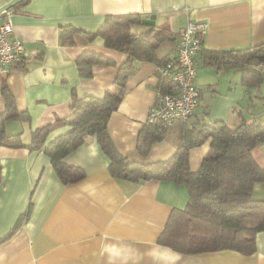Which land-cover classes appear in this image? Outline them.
I'll use <instances>...</instances> for the list:
<instances>
[{"label": "crops", "instance_id": "crops-1", "mask_svg": "<svg viewBox=\"0 0 264 264\" xmlns=\"http://www.w3.org/2000/svg\"><path fill=\"white\" fill-rule=\"evenodd\" d=\"M13 1L0 0V9ZM11 9L14 36L23 43L24 54L8 74L0 75V83L8 86L17 112L30 117L27 123L5 125L6 134L19 135L24 145L43 127H50L45 146L67 133L69 128L58 120L69 114L73 95L101 97L113 87L126 56L105 49L99 37L90 43L80 34L74 36V46H62L60 28L95 33L106 16L114 15L155 16L156 31L172 36L156 52L158 59L168 60L175 57L178 32L188 21L208 24L195 61L199 98L193 114L167 128L145 153L137 149L138 138L160 79L156 63L134 61L136 71L107 122L115 150L128 161L169 160L183 129L195 124L264 125V84L247 88L241 74L227 64L231 52L264 44V0H29ZM85 51L109 57L114 65L96 66L91 78L83 79L75 59ZM212 54H219L215 62ZM3 109L0 92V113ZM209 153L210 141L190 149L189 169L196 171ZM253 156L264 166V142ZM64 162L82 170L83 179L63 184L42 152L0 146V239L30 206L28 216L0 244V264H264V233L257 234L256 251L249 256L234 251L185 255L159 245L171 212L188 203L187 188L171 181L112 177L95 136L87 137ZM253 198L264 201V184L253 187Z\"/></svg>", "mask_w": 264, "mask_h": 264}, {"label": "trees", "instance_id": "trees-1", "mask_svg": "<svg viewBox=\"0 0 264 264\" xmlns=\"http://www.w3.org/2000/svg\"><path fill=\"white\" fill-rule=\"evenodd\" d=\"M28 1H20L11 10L25 6ZM145 21L146 18L139 14L106 16L95 33H80L69 26L61 27L62 46H74V36L80 34L90 43L99 37L105 49L126 56L113 87L101 97L79 98L73 95L69 114L58 120L69 128L67 133L45 146L50 127H43L33 132L30 144L24 145L19 135L6 134L5 125L9 121L27 123L30 117L17 112L14 97L2 81L0 92L4 109L0 113V146L42 152L50 160L60 181L73 184L83 179L84 173L67 165L64 159L87 137L95 136L109 159L108 170L112 177L132 182L171 181L187 188L188 203L184 209L171 212L157 239L159 245L185 255L219 251L252 255L256 251L257 234L264 233V201L253 198V187L264 184V166L259 165L253 156V150L264 142V125L241 121L235 127L224 123L185 127L174 155L169 160L153 164L130 162L115 150L107 131V122L125 95L127 80L136 71L134 61L153 62L158 66L168 61L166 58L158 59L156 52L162 43L171 41L172 36L156 31ZM218 55L212 54L211 59L215 62ZM263 55L264 44L231 52V61L227 64L241 74L247 88H252L264 84V63L258 62V57ZM75 64L79 76L89 79L94 67L112 66L114 62L102 54L85 51L75 59ZM157 91L175 94L176 86L169 80L160 79ZM166 130H158L157 124L146 122L139 134L137 149L147 152L163 139ZM206 141H210V153L203 158L196 171H191L188 166L189 150ZM29 211L30 206L14 228L0 239V244L13 235Z\"/></svg>", "mask_w": 264, "mask_h": 264}, {"label": "built area", "instance_id": "built-area-1", "mask_svg": "<svg viewBox=\"0 0 264 264\" xmlns=\"http://www.w3.org/2000/svg\"><path fill=\"white\" fill-rule=\"evenodd\" d=\"M208 24L188 21L177 35L176 54L157 66L159 79L169 80L176 86L175 94L156 92L155 103L148 112L147 122L157 124L158 130L169 128L178 121L191 118L199 98L195 86V61L202 52L203 36ZM24 54L23 43L14 36L8 11L0 14V75L8 74Z\"/></svg>", "mask_w": 264, "mask_h": 264}, {"label": "water", "instance_id": "water-1", "mask_svg": "<svg viewBox=\"0 0 264 264\" xmlns=\"http://www.w3.org/2000/svg\"><path fill=\"white\" fill-rule=\"evenodd\" d=\"M20 1H22V0H15V1L11 2L10 4L4 6L3 8L0 9V14L3 13V12L8 11L10 8H12L14 5L19 3ZM154 20H155V16L152 15V16L149 17L148 20L145 21V23H146V25L153 27L155 25ZM258 62L259 63H264V55L258 57Z\"/></svg>", "mask_w": 264, "mask_h": 264}]
</instances>
